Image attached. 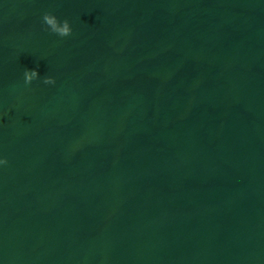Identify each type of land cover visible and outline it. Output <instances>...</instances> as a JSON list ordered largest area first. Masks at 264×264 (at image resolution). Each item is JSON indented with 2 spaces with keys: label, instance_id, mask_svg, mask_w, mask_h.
<instances>
[{
  "label": "water",
  "instance_id": "1",
  "mask_svg": "<svg viewBox=\"0 0 264 264\" xmlns=\"http://www.w3.org/2000/svg\"><path fill=\"white\" fill-rule=\"evenodd\" d=\"M3 158L0 264H264V0H0Z\"/></svg>",
  "mask_w": 264,
  "mask_h": 264
},
{
  "label": "clouds",
  "instance_id": "2",
  "mask_svg": "<svg viewBox=\"0 0 264 264\" xmlns=\"http://www.w3.org/2000/svg\"><path fill=\"white\" fill-rule=\"evenodd\" d=\"M42 21L47 26L46 30H49L51 33H54L61 38L70 36L72 34V28L68 19H64L61 22L51 12H45L42 17ZM24 77L25 83L30 84L33 80L39 78V73L35 69H26L24 72ZM43 82L45 84L52 85L55 84V79L52 77H45ZM7 163L8 160L6 158L0 159V165H6Z\"/></svg>",
  "mask_w": 264,
  "mask_h": 264
}]
</instances>
